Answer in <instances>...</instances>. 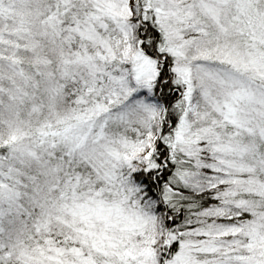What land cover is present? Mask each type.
Returning <instances> with one entry per match:
<instances>
[{"label":"snow or ice","instance_id":"6c2138e0","mask_svg":"<svg viewBox=\"0 0 264 264\" xmlns=\"http://www.w3.org/2000/svg\"><path fill=\"white\" fill-rule=\"evenodd\" d=\"M0 264H264V0H0Z\"/></svg>","mask_w":264,"mask_h":264}]
</instances>
